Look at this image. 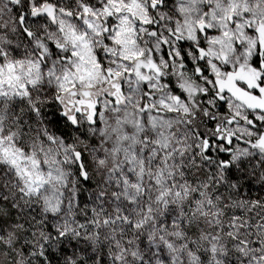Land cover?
I'll use <instances>...</instances> for the list:
<instances>
[{
	"label": "snow or ice",
	"instance_id": "snow-or-ice-1",
	"mask_svg": "<svg viewBox=\"0 0 264 264\" xmlns=\"http://www.w3.org/2000/svg\"><path fill=\"white\" fill-rule=\"evenodd\" d=\"M0 264H264V0H0Z\"/></svg>",
	"mask_w": 264,
	"mask_h": 264
},
{
	"label": "trees",
	"instance_id": "trees-1",
	"mask_svg": "<svg viewBox=\"0 0 264 264\" xmlns=\"http://www.w3.org/2000/svg\"><path fill=\"white\" fill-rule=\"evenodd\" d=\"M254 195L256 194V193H253Z\"/></svg>",
	"mask_w": 264,
	"mask_h": 264
}]
</instances>
